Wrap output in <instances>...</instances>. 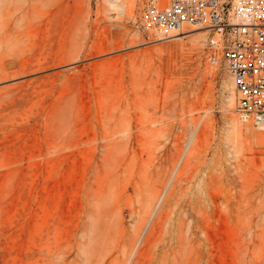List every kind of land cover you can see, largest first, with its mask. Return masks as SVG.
I'll list each match as a JSON object with an SVG mask.
<instances>
[{"label": "rangeland", "instance_id": "rangeland-1", "mask_svg": "<svg viewBox=\"0 0 264 264\" xmlns=\"http://www.w3.org/2000/svg\"><path fill=\"white\" fill-rule=\"evenodd\" d=\"M37 4L0 14V264H264V138L206 32Z\"/></svg>", "mask_w": 264, "mask_h": 264}, {"label": "built area", "instance_id": "built-area-1", "mask_svg": "<svg viewBox=\"0 0 264 264\" xmlns=\"http://www.w3.org/2000/svg\"><path fill=\"white\" fill-rule=\"evenodd\" d=\"M138 22L169 38L184 25L206 32L204 52L232 79L235 112L264 138V0H137Z\"/></svg>", "mask_w": 264, "mask_h": 264}, {"label": "bare ground", "instance_id": "bare-ground-1", "mask_svg": "<svg viewBox=\"0 0 264 264\" xmlns=\"http://www.w3.org/2000/svg\"><path fill=\"white\" fill-rule=\"evenodd\" d=\"M104 1L107 4H109V6L112 7V8H115L117 6L126 8V11L129 14H131L133 0H104ZM28 2H32V3L29 4ZM37 2H39V0H0V14H1V17L3 18V17H6V16H12L14 20L19 21V20L22 19V16H24V18H25V14H27V12L30 9H36L37 7H39ZM188 26L189 25H184L180 30L174 31L171 34L176 35V34H180V33H183V32H188V31L193 30V28H190ZM177 32H179V33H177ZM202 32H204V31H200L199 35L195 36L194 39L196 40V42H199V37L202 36L201 35ZM227 104H228L227 107H228V112H229L230 118L232 120H235V116H234V113H233V110H234L233 109V107H234L233 97H230L227 100ZM118 113H120L119 109L116 110L115 108L110 107V109L105 113V121L106 120H110L113 123L112 126H116L118 123L121 122V118H120V115ZM106 124H107V122H106ZM107 126L110 127L111 125L108 124ZM104 134H106V136H104V138H110V137L114 136L116 134V132H115V130L110 129L109 131L103 132V135ZM254 138L256 139L257 143H259V144L263 143L262 133L259 132L257 135L255 134Z\"/></svg>", "mask_w": 264, "mask_h": 264}]
</instances>
